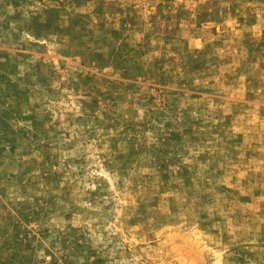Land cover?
Returning <instances> with one entry per match:
<instances>
[{
  "label": "rangeland",
  "instance_id": "1",
  "mask_svg": "<svg viewBox=\"0 0 264 264\" xmlns=\"http://www.w3.org/2000/svg\"><path fill=\"white\" fill-rule=\"evenodd\" d=\"M0 264H264V0H0Z\"/></svg>",
  "mask_w": 264,
  "mask_h": 264
}]
</instances>
